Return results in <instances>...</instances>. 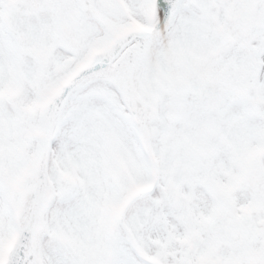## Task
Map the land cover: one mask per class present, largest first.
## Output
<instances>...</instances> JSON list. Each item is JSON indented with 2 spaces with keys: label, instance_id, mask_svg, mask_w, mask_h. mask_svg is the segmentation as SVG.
Returning <instances> with one entry per match:
<instances>
[{
  "label": "snow or ice",
  "instance_id": "1",
  "mask_svg": "<svg viewBox=\"0 0 264 264\" xmlns=\"http://www.w3.org/2000/svg\"><path fill=\"white\" fill-rule=\"evenodd\" d=\"M0 264H264V0H0Z\"/></svg>",
  "mask_w": 264,
  "mask_h": 264
}]
</instances>
